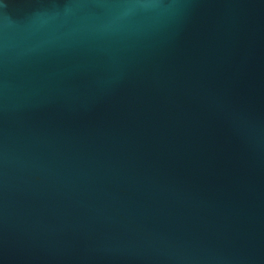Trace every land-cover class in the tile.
Listing matches in <instances>:
<instances>
[{
    "label": "water",
    "instance_id": "water-1",
    "mask_svg": "<svg viewBox=\"0 0 264 264\" xmlns=\"http://www.w3.org/2000/svg\"><path fill=\"white\" fill-rule=\"evenodd\" d=\"M0 264H264V0H0Z\"/></svg>",
    "mask_w": 264,
    "mask_h": 264
}]
</instances>
